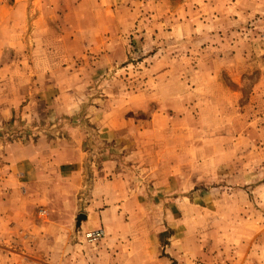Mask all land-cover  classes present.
<instances>
[{
	"label": "rangeland",
	"instance_id": "rangeland-1",
	"mask_svg": "<svg viewBox=\"0 0 264 264\" xmlns=\"http://www.w3.org/2000/svg\"><path fill=\"white\" fill-rule=\"evenodd\" d=\"M76 152L143 204L55 229L264 264V0H0V167L63 185Z\"/></svg>",
	"mask_w": 264,
	"mask_h": 264
},
{
	"label": "crops",
	"instance_id": "crops-1",
	"mask_svg": "<svg viewBox=\"0 0 264 264\" xmlns=\"http://www.w3.org/2000/svg\"><path fill=\"white\" fill-rule=\"evenodd\" d=\"M66 159L64 165L69 166L70 173L63 185L39 183L28 173L22 184L18 168L0 167V264H170L168 256L160 257L156 247L140 254H126L117 245L120 233L90 246L80 242L81 235L57 230L38 218L44 210L47 220L67 228L81 209L86 213L87 227L103 226L107 230L113 221L123 227L121 208L143 204L127 193L125 186V195L115 186L112 162L104 164L100 177L84 190L83 178L80 179L84 159L78 152ZM109 174L112 176L107 177ZM21 185L23 193L18 190ZM176 251L177 245L171 241L165 252L178 259Z\"/></svg>",
	"mask_w": 264,
	"mask_h": 264
},
{
	"label": "built area",
	"instance_id": "built-area-1",
	"mask_svg": "<svg viewBox=\"0 0 264 264\" xmlns=\"http://www.w3.org/2000/svg\"><path fill=\"white\" fill-rule=\"evenodd\" d=\"M104 231L102 229H95L85 233V237L90 242L98 241L102 238Z\"/></svg>",
	"mask_w": 264,
	"mask_h": 264
},
{
	"label": "water",
	"instance_id": "water-1",
	"mask_svg": "<svg viewBox=\"0 0 264 264\" xmlns=\"http://www.w3.org/2000/svg\"><path fill=\"white\" fill-rule=\"evenodd\" d=\"M80 218V217H79ZM78 220H80V219H78Z\"/></svg>",
	"mask_w": 264,
	"mask_h": 264
}]
</instances>
